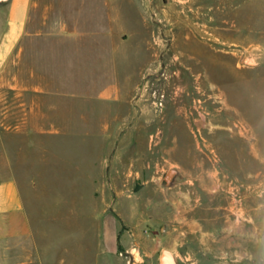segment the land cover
Instances as JSON below:
<instances>
[{"label":"crops","instance_id":"0c3cea01","mask_svg":"<svg viewBox=\"0 0 264 264\" xmlns=\"http://www.w3.org/2000/svg\"><path fill=\"white\" fill-rule=\"evenodd\" d=\"M126 10L123 0H0V264L85 258L90 243L75 241L70 220L62 227L73 237L61 248L60 211H107L76 196L75 185L105 190L132 171L124 136L137 132L133 122L149 112L142 88L156 52L148 16L141 13L140 28H126L119 19ZM61 184L69 185L66 193L60 194ZM91 190L82 188L84 194ZM172 199L169 222H181L180 237L195 235L213 263L252 258L251 243L264 248V211H214L220 218L207 226L190 206L189 192H174ZM184 200L189 206L183 209ZM99 229V259L110 264L119 247L116 226L110 242L106 225ZM179 246L170 240L163 246L176 264Z\"/></svg>","mask_w":264,"mask_h":264},{"label":"rangeland","instance_id":"374dc122","mask_svg":"<svg viewBox=\"0 0 264 264\" xmlns=\"http://www.w3.org/2000/svg\"><path fill=\"white\" fill-rule=\"evenodd\" d=\"M149 1L123 0L127 10L119 14L126 28H140L141 13L148 16L156 52L142 88L149 112L133 122L137 132L124 136V155L134 166L105 190L75 185L76 196L107 211H60L61 248L73 237L62 227L68 220L77 227L75 241L90 243L74 264L104 263L96 245L103 225L109 242L115 226L118 235L110 264H157L168 240L180 245L177 264H215L195 235L180 237L181 222H169L174 192L190 193L207 226L220 218L214 211H264V0ZM76 142L81 159L82 141ZM59 186L62 194L69 185ZM248 249L253 257L236 264H264L261 244Z\"/></svg>","mask_w":264,"mask_h":264},{"label":"water","instance_id":"95a60500","mask_svg":"<svg viewBox=\"0 0 264 264\" xmlns=\"http://www.w3.org/2000/svg\"><path fill=\"white\" fill-rule=\"evenodd\" d=\"M172 176H173V172H170L166 177V181L170 182V179ZM160 263L161 264H176V262L173 261L170 251L167 249L162 251Z\"/></svg>","mask_w":264,"mask_h":264}]
</instances>
